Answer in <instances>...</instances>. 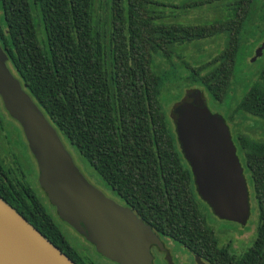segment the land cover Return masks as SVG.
<instances>
[{"label": "trees", "instance_id": "obj_1", "mask_svg": "<svg viewBox=\"0 0 264 264\" xmlns=\"http://www.w3.org/2000/svg\"><path fill=\"white\" fill-rule=\"evenodd\" d=\"M209 6L219 12L213 22L186 21L188 11ZM168 7L158 0H0V43L12 71L61 138L156 232L206 264H264V138L234 123L236 116L242 123L264 122V68L223 117L234 123L232 139L259 208L257 236L242 254L221 244L209 224L204 209L212 210L197 192L163 111L161 88L168 74L154 69L155 55L169 66L183 54L180 48L225 34L226 48L196 64L189 78L204 88L202 94L223 103L235 83L241 48L264 38V0H199L183 6L180 19L165 14ZM194 91L200 90L189 95ZM189 95L177 107L191 102ZM0 196L75 263L98 264L70 242L54 207L34 191L26 173L1 160Z\"/></svg>", "mask_w": 264, "mask_h": 264}, {"label": "water", "instance_id": "obj_2", "mask_svg": "<svg viewBox=\"0 0 264 264\" xmlns=\"http://www.w3.org/2000/svg\"><path fill=\"white\" fill-rule=\"evenodd\" d=\"M0 48V93L23 128L39 168V185L58 218L99 255L116 264H153L150 225L94 186L76 165L61 136L7 66ZM178 106L176 132L201 199L214 214L246 225L250 197L242 163L223 116L201 91ZM0 264H77L0 196ZM205 264V263H201Z\"/></svg>", "mask_w": 264, "mask_h": 264}, {"label": "rangeland", "instance_id": "obj_3", "mask_svg": "<svg viewBox=\"0 0 264 264\" xmlns=\"http://www.w3.org/2000/svg\"><path fill=\"white\" fill-rule=\"evenodd\" d=\"M161 3L168 5L165 14L173 15L180 19L183 12H181L182 7L192 2H198L199 0H158ZM171 6H176L173 9ZM165 8H161L163 12ZM186 17L187 22L197 23V24H208L213 22L219 12L215 11V7H205L203 9L190 10ZM249 41V40H248ZM228 36L220 35L213 39H207L199 41L195 45H187L182 49V55H177L174 62L168 66L161 55H155V65L154 69L159 73H167V78L165 79L161 88V103L163 106V111L168 118L169 122L173 127L176 128L177 115L174 110L177 105L181 103L185 97L189 95L190 90H200L203 91L204 88L198 83H192L189 81L191 77L192 69L195 68L196 64H205L219 55L227 46ZM248 47H243L237 58V64L235 69V76L233 81V89H231V94L229 98L223 103L215 102L212 97L204 91L203 97L205 102L213 114L222 115L227 119L229 114L235 109L239 101L243 98L246 92V86L250 82L253 74L261 71L264 68V38L257 45H251L248 43ZM199 46V47H198ZM176 116V117H175ZM235 119V124L237 123L239 127L246 129L255 138H264V122L251 118L245 120L244 123ZM234 123L228 122L232 137L236 138L234 131ZM19 132V127L16 126V132ZM18 135V133H17ZM62 140L74 158L76 165L79 167L84 176L98 189L103 191L105 194L122 200L117 197L108 187L103 184L101 179L98 177L97 173L92 169L91 166L78 154L76 149L70 144V142L62 137ZM24 152L25 159L30 166L31 159ZM237 155L242 163L244 169V176L247 182L249 197H250V217L246 225H242L238 222L222 220L218 218L214 212L205 210V214L209 221L211 227L215 230L220 243L227 245L232 244L234 251L242 254L245 252L252 244L257 236L258 225H259V208L257 204V199L254 193V188L252 185V180L248 169L243 161L242 154L237 151ZM37 186V183H35ZM53 214L54 211L52 210ZM60 220V219H59ZM58 224L62 230L66 233L70 242L77 246L83 255L88 256L90 259L94 260L98 264H111L109 261L104 259L99 255L93 245L88 243L82 236L72 230L67 224L59 222ZM253 240V241H252ZM172 250L176 255L175 264H197L196 258L188 249L180 245L179 243L172 241Z\"/></svg>", "mask_w": 264, "mask_h": 264}, {"label": "flooded vegetation", "instance_id": "obj_4", "mask_svg": "<svg viewBox=\"0 0 264 264\" xmlns=\"http://www.w3.org/2000/svg\"><path fill=\"white\" fill-rule=\"evenodd\" d=\"M0 48L7 55V52L5 51V49L1 43H0ZM7 66L10 69L11 73L18 79V77L12 71V69L10 67L9 57L7 60ZM24 90H25V88H24ZM176 121H177V119H176ZM16 126L20 128L19 132H18V128H17V132H16V129H15ZM17 133H18V135H17ZM23 151H25L26 155L31 159V162H29L30 166L25 159V155H24ZM0 160L4 165L10 166L11 168H14L17 171H19L20 174H22V172L26 173L34 191L41 198H43V199L46 198L48 200L47 195L44 193L43 189L39 185V168H38L36 159L30 150L29 143H28L27 138L24 134L23 128L20 125V123L15 118H13L11 116V114L9 113V111L6 109L4 99H3V96L1 95V93H0ZM35 183H37V186H35ZM194 183H195V180H194ZM106 196L113 199L114 201H116L121 206H124L126 208H130L127 205H125V203L119 201L118 199L110 197L107 194H106ZM72 230H74V229H72ZM152 230H153L155 236L157 237L156 240L158 241V243H156V242L152 243L150 246V252H151L152 257H153V264H175L177 254H174V252L171 248L172 242L170 240H172V239L161 235L160 233L156 232L153 228H152ZM195 258H196V256H195ZM106 260L109 261L108 259H106ZM109 262L111 264H116L112 261H109ZM196 262H197V264L202 263V261L198 260L197 258H196Z\"/></svg>", "mask_w": 264, "mask_h": 264}]
</instances>
